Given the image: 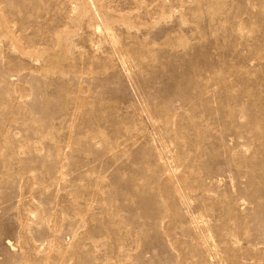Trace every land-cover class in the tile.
Masks as SVG:
<instances>
[{
  "label": "rangeland",
  "instance_id": "rangeland-1",
  "mask_svg": "<svg viewBox=\"0 0 264 264\" xmlns=\"http://www.w3.org/2000/svg\"><path fill=\"white\" fill-rule=\"evenodd\" d=\"M90 2L0 0V264H264V0Z\"/></svg>",
  "mask_w": 264,
  "mask_h": 264
},
{
  "label": "bare ground",
  "instance_id": "bare-ground-1",
  "mask_svg": "<svg viewBox=\"0 0 264 264\" xmlns=\"http://www.w3.org/2000/svg\"><path fill=\"white\" fill-rule=\"evenodd\" d=\"M88 1H89V0H88ZM91 2H92V0H91ZM91 2H90V3H91ZM98 12H99V11H98ZM97 14H98V13H97ZM95 16H96V15H95ZM97 18H100V17H97ZM100 19H101V18H100ZM100 22H102V21H100ZM102 23H103V22H102ZM104 28L109 29V27H106V26H105ZM104 30H105V29H104ZM106 32H107V34H108V30H107ZM109 32H110V31H109ZM178 196H179V195H178ZM180 199H181V197H180Z\"/></svg>",
  "mask_w": 264,
  "mask_h": 264
}]
</instances>
